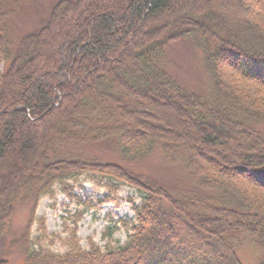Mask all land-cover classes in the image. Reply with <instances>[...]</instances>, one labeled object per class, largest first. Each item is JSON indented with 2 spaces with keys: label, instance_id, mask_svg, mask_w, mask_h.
Instances as JSON below:
<instances>
[{
  "label": "trees",
  "instance_id": "1",
  "mask_svg": "<svg viewBox=\"0 0 264 264\" xmlns=\"http://www.w3.org/2000/svg\"><path fill=\"white\" fill-rule=\"evenodd\" d=\"M34 1L0 0V249L22 204L12 245L23 264H242L244 242L264 248V0H59L12 50L9 18ZM183 38L212 76L206 97L168 70L167 47ZM98 144L119 163L89 154ZM158 147L194 182L180 194L128 168ZM84 175L107 180L95 206L119 185L139 192L120 220L126 240L83 248L87 207L70 217L64 252L39 243L43 217L30 239L39 200L81 201L71 182Z\"/></svg>",
  "mask_w": 264,
  "mask_h": 264
},
{
  "label": "rangeland",
  "instance_id": "2",
  "mask_svg": "<svg viewBox=\"0 0 264 264\" xmlns=\"http://www.w3.org/2000/svg\"><path fill=\"white\" fill-rule=\"evenodd\" d=\"M59 0H35L25 8H21L18 13L9 18V34L11 49L14 50L20 37L35 31L48 18L51 7ZM167 53L172 60L169 67L170 75L181 85L193 93L206 97L212 88L213 79L207 72L202 60L201 52L196 48L190 38H183L169 44ZM3 66V64L1 65ZM264 130V124L262 125ZM89 154L100 158L111 159L119 163V159L112 154L108 145L98 144L89 148ZM128 168L146 173L150 177L159 180L172 194L177 195L185 190L186 186L194 183L192 179L184 177L178 165L169 166L162 160L160 148H156L152 155L141 164L128 165ZM106 179L80 176L71 182L73 193L80 198H69L65 194L56 191L51 197H42L35 209L33 224L29 229L30 239L37 240L41 235L38 217L44 218L46 235L40 236L39 243L55 252H64L67 245L63 239L67 237L68 231L65 227H72L70 217L76 211L87 207L86 212L77 223V237L79 244L86 248L88 239L104 247L106 243H122L126 240L128 233L122 228L121 219L131 218L133 211L129 198L135 202L139 201V192L127 185H119L117 191L111 196V201L94 205L99 198L107 195L108 188ZM82 201H89L94 206L89 208ZM30 204H22L16 208L12 218L11 230L6 236L4 250L0 249V257L8 260L9 264H23V254L18 247L12 245V241L18 238L23 232L29 218ZM116 223L120 226L119 231L112 235V240L103 236V232ZM38 241V240H37ZM9 244V245H8ZM237 254L242 264H257L264 256V248L244 242L237 250Z\"/></svg>",
  "mask_w": 264,
  "mask_h": 264
}]
</instances>
